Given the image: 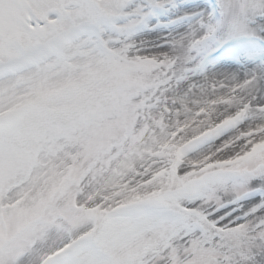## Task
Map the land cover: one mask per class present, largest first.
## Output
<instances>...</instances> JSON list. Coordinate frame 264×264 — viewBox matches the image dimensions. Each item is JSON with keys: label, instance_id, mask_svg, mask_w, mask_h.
I'll return each instance as SVG.
<instances>
[{"label": "snow or ice", "instance_id": "snow-or-ice-1", "mask_svg": "<svg viewBox=\"0 0 264 264\" xmlns=\"http://www.w3.org/2000/svg\"><path fill=\"white\" fill-rule=\"evenodd\" d=\"M0 264H264V0H0Z\"/></svg>", "mask_w": 264, "mask_h": 264}]
</instances>
